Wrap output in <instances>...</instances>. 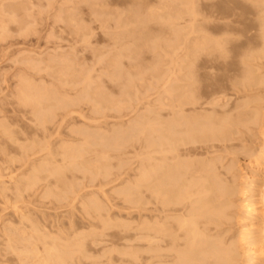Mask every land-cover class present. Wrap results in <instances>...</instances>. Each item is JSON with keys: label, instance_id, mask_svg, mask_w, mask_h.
Listing matches in <instances>:
<instances>
[{"label": "rangeland", "instance_id": "1", "mask_svg": "<svg viewBox=\"0 0 264 264\" xmlns=\"http://www.w3.org/2000/svg\"><path fill=\"white\" fill-rule=\"evenodd\" d=\"M86 1L85 0H0V186H2V187H0V264H36V262L38 264H51V263L52 264H66V263L67 264H71V263L72 264H89V263H91V264H106L107 262H108L107 264H126L125 261H127V264L128 263L129 264H134V263L137 264L139 261H140L139 262L140 264H143V261L145 260V259H143L144 258L143 255L146 256V253L143 250V249H146L143 246L144 241L140 240L138 237L135 236L137 228L140 224V220H142V218H139V216H137V214H138V211L143 207V203H144V202L140 203V200H142V192H144L143 191L144 187H142L143 186L142 185L143 184L142 183L143 176H140V175H142V172H140V171H143V167H144L143 164H146V161L143 160V159H145V157H142V156H145V155H143L145 150L143 152L141 151L144 149V147H143V144H144V135L143 134L144 133L142 132V131H144V129L142 130V126H144V125L141 126L139 124L140 126H137V127L135 125L136 129L133 127L134 128V129L132 128L133 131H131L132 129L130 130L129 128H130L131 124H133L134 120L138 119V116L142 115L143 112L144 113L146 112V114H147L150 111V114H148V116L151 115V113H152V116H150L148 118H151V117L154 118L155 117V119H152V118L150 119V123H151V127H152L151 131H153L154 133L156 132V135H157V131L155 129H158V125L156 122H159L160 119L163 118L162 115L164 113L166 114V113L171 111V107L173 106L172 105L173 103H171V100L172 99L174 100L176 97L175 95H177L179 92L177 90L178 83H183V81L180 80L181 75H183V74L185 75L188 72L187 67L189 65V62L187 63V61H189V58L186 56L187 53L184 52L185 55L183 53V51H184L183 48H185V47H186L185 51L187 52V50H186L187 46L185 44H186V42H188L187 39H189L188 37L190 36L189 32H188V30H189L188 24H190L189 23V20H190L189 17L190 16H189L188 12H186L188 10L186 7L187 3H185V1H187V0H100V1L98 0L99 2L94 1V0H92V1L89 0L90 2L88 0H86ZM220 1L215 0V8L213 7L214 10L217 9V10L221 11L220 8H222L223 10L221 12L223 13L224 11L226 12V10H227L226 8L228 6H230L228 9L230 11H232V13L230 14V17H227L229 20L227 18H225L224 21H226V20L231 21L230 18L232 20L236 21L237 18L238 19L241 18L239 21L237 20L239 22V24H238V22L235 23L237 26L239 25L237 27V28H239V30L242 29V30L246 31L248 29V31H249L250 28L252 30H256L255 27L257 28V24H258V26H260V24L257 22L258 18H260L258 20L260 23H264V22H262V21H264V14H260L261 11H262V13H264V10H261L262 8H264V5H262L260 0H254L255 2H250L252 0H250V1L246 0V3L245 2L243 3V0L241 2H240V0H232V2L230 0H222L223 2H220ZM247 1H249V3H254V4H252V5H254V8H252V5H250ZM258 1H259V3H261L259 6H262L261 9H260V7L257 8V9H260L259 13L256 12L257 6H255V3H257ZM100 2H103L106 4L102 5V3H100ZM88 3L90 5L96 4V6L93 5L94 9H92L90 7V5H87ZM98 3L102 5V6L100 5L101 11L100 12L95 11V13H93L94 10H96L95 8H97V10L100 8ZM221 3H226L227 5L225 4V6H224ZM259 3H257V4H259ZM219 4L222 5L223 7L218 8L217 6ZM188 5H189V3H188ZM73 6H75V7H73ZM249 6H250V9H249ZM102 7L106 8V9L108 8L107 9L108 11H105V9H103ZM69 8H71V9H69ZM74 8L76 10H74ZM131 8H132V11L130 10ZM6 9H8L9 11ZM91 9H92V12H91ZM179 9H180V11H179ZM182 9H184V10H182ZM252 9H254V10H252ZM137 10L139 11V13L137 12ZM181 10H182V12H181ZM229 10H227V11H229ZM129 11L133 14H131ZM178 11H179V14L181 12L180 15L178 14ZM230 11L226 12V13L228 14V13H230ZM255 12H256V14L258 13L257 17L255 15ZM96 13H99V16ZM151 13H153V15H151L152 18H151V16L149 17V14H151ZM235 13H236V15L239 14L238 17L236 15L235 16L237 18L235 16L231 17V15H233ZM252 13H254V14H252ZM13 14H14V16H13ZM72 14H74V15H72ZM176 14H177V17L176 16L174 17V15H176ZM223 14H225V13H223ZM138 15L139 16L141 15L142 17L141 16L139 17ZM155 15H157L158 17ZM217 15H219V14H215V16H217ZM95 16H98V17L96 18ZM163 16L165 17L164 19H162ZM172 16H173V18H172ZM228 16H229V14H228ZM9 17H12V18L9 19ZM66 17H67V19H66ZM72 17H74V18L72 19ZM123 17H126V19L128 20L129 23L134 19L132 21L133 23L128 24L127 20H125V18H123ZM134 17L135 18L139 17V19H138L139 21L137 19H135ZM59 18H61V20ZM63 18L65 19V21ZM117 18H118V20H117ZM120 18H122V19H120ZM148 18H150V19L148 20L149 22L147 23V20L145 21V19H148ZM216 18H218V16ZM102 19H104V20H102ZM119 19H120V21H119ZM71 20H73V21H71ZM136 20H137V22H136ZM123 21L125 22V25H124ZM17 22H19V23H17ZM73 22H74V26L72 24ZM139 22L141 24L143 23V25H141ZM215 22L217 23V20H215ZM134 23H136V24H134ZM67 24H70V25H67ZM235 24H233V25H235ZM76 25H78V27L80 25L82 30L80 29V27L76 28L75 27ZM236 25H235V27H236ZM173 26L176 27L177 29L173 28ZM252 26H255V27H252ZM72 27H74L73 30H72ZM118 27H119V29L120 28L121 29L119 30ZM258 28L260 29V27H258ZM251 29H250V31L253 32ZM76 30H78L77 33H75ZM121 31H123V32H121ZM132 31H134V32L136 31V33L138 32V34L136 35L134 32H133L134 35L131 34ZM172 31H175L176 33H173ZM178 32H180V33L182 32L181 35L177 34ZM109 33H110V35H109ZM118 33H119V36L116 37V35ZM114 34H115V36H114ZM125 34H128V35H125ZM110 36H112V37H110ZM185 37H186V42H185ZM113 39H115V42ZM116 39H117V42H116ZM133 39H135V40L132 41ZM134 42H135V45H134ZM148 43L150 44V46L153 43L151 46L152 47L151 49H150V46H148L149 45ZM146 44H147V46H145ZM127 45L129 46V48ZM131 45L134 46V48ZM126 46H127V49L132 53L131 54L132 57L130 56V54H126L128 52L126 49ZM119 48H120V50H119ZM134 49H137V50H134ZM118 50L120 51V53L118 52ZM132 50L135 51V54H137L138 56H135V54L132 52ZM121 51H123L124 54H122L123 52L121 53ZM136 51L138 53H136ZM139 51H141V52H139ZM125 54L127 56H130V57L129 58L125 57L126 56ZM117 55L120 56L119 57L120 59L117 58L115 60L116 61L120 60V63H119V61H118V63L115 60L112 61L113 56H114V58H116V57H118ZM134 56H135V58H133ZM183 56H185V57H183ZM64 57H66L67 59L69 58V60H67ZM54 58H57V59H54ZM59 58H61L65 64ZM101 58H103V59H101ZM131 58H133V59H131ZM179 58H180V60H179ZM28 59L31 61H29ZM48 59H49V61H48ZM65 59L67 61H65ZM71 59L74 60V62ZM99 59H101L100 62L98 61ZM32 60H33V62H32ZM34 60H36V61H34ZM37 60L38 61L40 60V61L37 62ZM41 60L42 61L46 60V61L42 62ZM50 60H54L55 62L57 60V62L55 63L54 61H50ZM59 60H61V61L59 62ZM70 60L72 61V63L70 62ZM260 60L264 61L262 59H260ZM27 61L31 62L32 65H30L29 62H27ZM48 62L49 63L51 62L52 64H49ZM57 63H60L59 64L60 66L57 65ZM68 63H70V64H68ZM53 64H55V66ZM110 64H112L111 66H114V67L116 65L117 66L115 68L110 67L109 66ZM262 64H264V63H262ZM70 65H71V67H70ZM74 65H75V69H74ZM61 66H63V67H61ZM65 66H68V68ZM72 66H73V68H72ZM183 66L186 67V72L183 69L184 68ZM43 67L45 68L44 70H43ZM55 67L56 68L58 67V69H60V70L58 71V69H56ZM69 67L71 69H69ZM33 68L35 70H32ZM36 68H38L37 72H36ZM116 69L119 71V73H122V74L118 73L117 75H114V76H116V78H113V76H112L113 74L111 72H112V70L114 71ZM181 69H183L184 71ZM262 69H264V68H262ZM39 70H40V72H38ZM74 70H75V72H74ZM117 70L114 72L115 74L117 73ZM54 71H58V72H54ZM259 71H260V73H258ZM181 72H183V73H181ZM258 72H257V74H261V73L264 74V70L260 69V70H258ZM57 73H59V74H57ZM61 73H62V75H61ZM65 73L68 76H70V75L71 76L68 78V76L65 75ZM86 73H88V74H86ZM108 74H110V76H108ZM177 74H180L179 75L180 82H178L177 81L178 79H176ZM63 75H65L64 78H63ZM86 75L90 76L91 79L88 78V76H87V78H85ZM60 76H61V78H60ZM66 76H67V78H66ZM22 77L24 79L20 80V79H22ZM25 79L27 82H25ZM72 79L75 81V85H73L74 83H72V82H74V81H72ZM84 79L88 80V82L86 83ZM69 80H71V82ZM83 80H84L85 84L83 83ZM21 81L23 82L22 84H21ZM89 81H91V82H89ZM220 81L218 79L217 83L219 85L223 86L222 84H224V81L221 82L222 84H220ZM176 82H178L177 85H176ZM27 83H29L30 85ZM33 83H35V84L37 83V85H35ZM71 83H72V85H71ZM17 84L22 85V86H24L23 84H25V86H26V87L24 86L25 90H26L25 93L27 95H30L31 92L34 91V89L32 90V88H35V90L37 89L39 91V94L41 93L42 95H40L39 97H36L38 95H35L34 93H37V91L36 92L34 91V93H32V95H30L32 98L33 97L34 98L32 99L29 96L31 98V100H33V102L31 101V102H29V104L25 103V105L27 104L28 106L27 105L24 106V104L20 105V104H22L21 100H17L16 98L18 95H20L19 90H21V89H18L19 86ZM88 84L90 85V88L87 87ZM127 84H129V86ZM31 85H34V86H31ZM84 85H86V86H84ZM22 86H20V88H22ZM35 86L38 87L39 89L36 88ZM39 86H41V87H39ZM56 86L58 87L59 91H58V89H56L57 88ZM93 86H95L96 88L93 89L94 88ZM42 87L45 90H41V92H40V88H42ZM86 87L89 89H87ZM123 87H125V88H123ZM29 88H31V89H29ZM82 88H84V91H86V89H87L86 93L88 95L90 94V92H91V94L95 92L96 94L94 93L92 95H95L94 97H96V98H94L92 95H89V97L91 96L92 101L90 100V98L88 101L86 98L87 94L85 93V95H84ZM16 89H18V91ZM47 89H48V91H51L50 93H52V94H49V97H47V95L49 93L47 91ZM120 89L122 91L126 89L128 93L126 92V95H125L124 94L125 91H123V93H122V91ZM30 90H32V91H30ZM80 90H81V93H80ZM92 90H94V92ZM54 91L59 93V94L55 93ZM98 91L101 92L102 96L100 95V93H98ZM56 94H57V97H55ZM63 94H64V96H63ZM76 94H77V96L78 95L80 97L82 96L81 98L85 97L84 100L81 99V101H80V99H76L77 98ZM103 94H109V95H103ZM229 94H231V95L228 96V98L229 99L233 98V99H231V101L235 100V102H236L239 100L242 101L243 99L245 100V98H241L242 100L240 98H238L236 100V97L232 96L233 94L231 92ZM256 94H253L254 96H252V97L253 98L256 97L255 98L256 100H258L257 97L260 98L259 100H262L260 93H258V95H260V96H258ZM15 95H17V96H15ZM58 95H59V98L65 99V101L67 98L68 99L71 98L69 100H74V96H75V103L73 101H71L75 105H73L72 103H71L72 104L71 105L70 101H67L68 103L67 102L62 103V100L58 98ZM61 96H63V97H61ZM66 96H68V97L66 98ZM79 96H78V98H80ZM100 96H101V98H100ZM35 97H36V100H35ZM50 97L54 99V102L55 101L56 102L54 103ZM102 97L103 98L107 97V99L104 98L105 99V101H104V99ZM93 98L95 100H97L98 102L97 101L95 102V100ZM18 99H19V97H18ZM160 99L163 102H160L161 101ZM246 99H247V97H246ZM44 100H45V103H43ZM77 100L79 101V103ZM19 101H20V103H19ZM35 101L36 102L39 101L40 103H38V105H37V103H34ZM169 101H170V104L168 103ZM51 102L54 103V105L53 104L51 105ZM159 102L161 104H159ZM32 103L35 106L34 111H32L33 107L31 108V106H33ZM57 103L59 105L60 104L63 105L64 103L66 105L70 104V106L67 107L64 104L66 108L64 106L62 107V105H60L61 107L59 106L60 107L59 108V107H56L58 105ZM148 103H150L151 105L148 106ZM94 104H96L95 105L96 108H95ZM163 105H165V106L163 107ZM36 106L37 107L41 106V108L45 109L46 118L43 116V118H45V120L42 119L45 122L42 121V123H41V120L38 119L39 116H37V114L36 115L34 114V113H37V112H35V110L37 109ZM51 106L54 107V109L51 108ZM99 106L102 108V110L97 109V108L100 109ZM146 106H148V108ZM150 106H151V108H150ZM157 107H159V109ZM160 107H163V108L160 109ZM167 107H169L170 109ZM38 108L40 109V107H38ZM152 108H154L156 110H154ZM165 108L167 109V112H166ZM149 109H151V110H149ZM164 109H165V111H164ZM69 110L70 111L72 110L71 112L75 111V112H77V114H75V112L70 113ZM153 110L156 112L158 111V112L156 113ZM159 110H163V111H160L162 114L159 112ZM66 111H67V113H66ZM68 112L70 114H68ZM98 112H99V114H98ZM64 113H65V116L67 118L64 116ZM33 114L35 117L37 116V118H35L33 116ZM78 114H79V116H78ZM138 114H140V115H138ZM81 115L82 116L84 115V116L81 117ZM156 115H158V117L159 118L161 117V118L160 119L157 118ZM64 117L66 118V120L62 119ZM85 118H87L88 120ZM38 120L40 121V124L39 123L38 124L39 125L43 124V125L39 126L37 124ZM61 120H63V122ZM35 121H37V122H35ZM91 121H93V122H91ZM98 121H100V122L98 123ZM127 122H129V123L131 122V124H129ZM1 124H4V127ZM114 126L116 127V129L114 128ZM57 127H59V128H57ZM75 127H78L79 129L75 128ZM83 128L85 129L86 133L83 130ZM122 128H123V131L121 130ZM124 128H127V129L125 130ZM89 129H91V130H89ZM128 129L130 132L128 131ZM80 130L82 132L83 131L84 132L82 133V132H80ZM117 130L119 131V133H121V131H122V134H124V136L121 134L123 138H121L120 134L118 135V133H116ZM136 130H139V131H136ZM58 131H59V133H58ZM5 132H7V133H5ZM128 132L130 134L129 136L127 135ZM131 132H132V135H131ZM137 132L139 134H137ZM74 133H76V135ZM99 133H100V136H99ZM105 133L108 136L107 138H106ZM154 133H153L152 137L156 136ZM103 134L105 135V137H103L104 136ZM115 134L118 137L114 138L113 136ZM126 136L128 138H126ZM97 137H99V138H97ZM86 138L87 139L89 138V140H90V141L88 140L89 142H92L95 140L94 142H96L98 148H97V146H94V145H91V146L88 145V149L87 148H85V149L80 148L79 151L76 150L77 153L75 151H73V153L68 151L70 146L73 148H76L77 145L79 146L82 144L81 142L84 141V143H85L86 140H84V139H86ZM111 138H112V140H110ZM256 138H254V140H251V138H250V139H248V141L247 140L236 141L235 143H237V144L234 147V148H236L235 149L236 151H234L233 155L234 156L238 155L237 156L238 158L235 156V159H233L234 160L233 161L232 156L229 155L230 158L226 157L227 159H224V161H227V162L223 161V163L226 166H228V167H229V165L231 167L233 166L232 168H234V169L232 170V172H233V174H235V177L233 179L234 182L235 181L237 182V179L239 180L238 182H240V181L241 182L243 181V183L246 182L243 184L244 185L243 187L247 191V193L245 195L246 197L244 196L245 200L247 199L246 200L247 202H245L246 203L245 205H247V210L244 209L243 210L244 212H243L241 209H239V207L237 205H239L238 202L240 200H239V197H237L238 195L236 194L234 196L235 199H232V201L234 202L236 200L235 202L237 204L234 202L236 204L235 205L232 202L231 209L233 211L230 210V214L228 213V215L226 216L225 220L227 223H226V226H223V227L226 230V235H227L226 238L229 237L227 240L228 241L227 243L230 242L229 244L233 247L234 252L236 254V260L238 259V261L241 262V260L244 258L246 262H250V260L252 258V259H254V260L256 259V260L255 261L252 260L250 264H252V263L264 264V254H262V255L260 254V253H264V251H262V249H264V246L261 245V244H264V239L260 238V236H262L261 235L262 234V232H261L262 228H264V224H262V222H261L262 219H264V217H262V216H264V205H262V204H264V203H262V201H264V200L261 199L262 198L261 197L262 196L261 190L264 189V155H262V154H264V150H262V149H264V135L258 136L257 139ZM96 139L98 141H96ZM102 139L104 140L103 143H102ZM107 139H108V141H107ZM128 139H132V140L127 141ZM142 140H143V142H141ZM64 141H66V142H64ZM105 141H107V142H105ZM115 141H117V142L115 143ZM242 141H243L242 144L245 147L241 144ZM100 142H101V146H100L101 148L98 145V143L100 144ZM118 142L120 145H118ZM122 142H123V144H122ZM238 143H239V145H238ZM93 144H95V143H93ZM102 144H104V145L102 146ZM114 145L115 146L118 145V146L115 147ZM27 146H28V149H27ZM67 146H68V149L66 148ZM85 147H87V146H85ZM94 147L97 148L96 149L97 151L100 150L102 153H100V151H98L99 153H97V151L94 150L95 149ZM102 147H104L103 150H106L108 147V149H109V150L107 149L108 152L101 150ZM119 147L122 148V150H119L120 149ZM61 148H64V149L62 150ZM116 148L117 149L119 148L118 149L119 151ZM59 150H61V151H59ZM244 150H246V151H244ZM247 151H248V154H247ZM61 152H64V153L61 154ZM79 152H80V154L78 155ZM105 152L109 153V154H105ZM238 152H240V153H238ZM244 152H246L245 154H247L248 156H251V158H254L256 156L254 159H257V157H258L259 160L258 159L257 160H258V162H260V164H258V166L262 167V169L258 166L256 167L257 169L256 168L252 169L249 177L245 176L242 173V170L240 169V167L237 166L239 163L242 162V164H243L244 161H246V160H242L243 155L246 156L244 154ZM252 153H256V155L254 154V156H252L251 155ZM258 153H260V154H258ZM257 154H258V156H257ZM104 155H107V156L109 155V156L108 157L106 156L107 158H104L105 157ZM79 157H81V158H79ZM99 157H100V159H99ZM140 157H142V158H140ZM50 159L53 162L52 165H51L52 162L50 161ZM73 159H74V161H72V162H74V163H75V159H77V160L80 159L78 161L76 160L77 161L76 165L73 164L78 168L71 165V162L68 161V160L71 161ZM42 160L44 161V164H43ZM82 160H83V162H82ZM85 160H87V161H85ZM99 160L101 163L99 162ZM101 160H103V161H101ZM40 161H42V162H40ZM79 161H81V162H79ZM88 161H90L92 164ZM236 161H237V165H236ZM96 162H97V164H96ZM143 162H145V163H143ZM66 163H68V164H66ZM82 163H85V164H82ZM38 164H40V165H38ZM80 164H82V167L79 166ZM89 164H91V165H89ZM106 164H107V166H106ZM234 165H236V166L234 167ZM45 166H47V167H45ZM84 166H86V168ZM88 166H90L91 168ZM100 166H103L104 168L100 167ZM239 166H241V165L239 164ZM95 167H97V168H95ZM34 168H36V169L38 168L39 170L35 171V173H34ZM57 168H60V170H63V171H60ZM77 169H79V170H77ZM238 169H239V171H235ZM259 169H260V171L255 172V170H259ZM55 170H57V171H55ZM74 170H76L78 172H76ZM105 170H107V172ZM92 171H95V174ZM136 171H138V172H136ZM46 172L47 173L49 172V175L51 174L50 175L51 177H48L49 175ZM57 172H59V173H57ZM61 172H62V174H61ZM255 173H256V175H255ZM29 174H31V177ZM35 174H36V176H35ZM91 174L93 176H91ZM96 174H97V176H96ZM237 175L238 176L240 175L239 178H237L238 177ZM26 176L27 177L29 176V177L27 178ZM242 177H244L243 180H242ZM69 178H70V180L71 179L72 180L70 181ZM30 179H31V181H30ZM35 179L37 180V182ZM57 180H58V182H57ZM134 180L138 181L139 184L137 182L132 183ZM261 180H262V182H261ZM72 181H73V183H72ZM125 181L128 183L125 184ZM21 182L22 183L24 182L23 186H22ZM70 182H71V186L69 184ZM129 182L131 184H134L133 186H135V185L139 186V189H138V187H135V188H137V190H135V188ZM234 182L231 183L232 185L229 183V185H231V186L234 185V189L236 190L237 186H235L236 182L235 183ZM248 183L251 185H249ZM65 184H67V185H65ZM252 184H254V185H252ZM125 185L126 186L128 185L127 187L130 186L129 188L132 187L130 190L131 193L130 192H129L130 194L128 193L129 198L126 197L125 194L123 195V193H120L121 192L120 190H122L121 188H123V189L127 188ZM254 186H256V187H254ZM5 187H7V188H5ZM101 187H102V190H101ZM64 188H66V189H64ZM117 189H119V190H117ZM65 190L68 194L65 192ZM68 190H71L73 192H71V191L68 192ZM98 190H100L99 193H98ZM138 190L140 191V193ZM55 191H57L58 193ZM132 191L136 192V193H133ZM47 192L50 193V195ZM53 192L55 195L53 194ZM262 193H264V191H262ZM46 194L48 196L45 197ZM71 194H74V195L72 196ZM59 195H61V196L59 197ZM101 195H103V196H101ZM137 195H139V196H137ZM96 198L100 203L97 200H95ZM104 198H105V200H104ZM122 198L124 199V201ZM125 198H128V199L126 200ZM138 198H140V199H138ZM252 198H254L255 200H252ZM91 199L95 200L94 201L95 203H91L93 201ZM129 199H132V203H131V200H129ZM256 199L259 203H256L257 202ZM125 200H126V202H125ZM251 200H252V202H251ZM104 201H106V202H104ZM254 201H256V202H254ZM87 202H88V204H87ZM135 203L138 204V206H139L138 208L135 207V206H137V204H135ZM254 203H256V205H254ZM93 204L94 205L96 204V205L93 206ZM140 204H141V206H140ZM98 205H101V207H99ZM249 205L251 206V208H254V210H256V211L252 210ZM131 206H132V208H135V209H132ZM82 207H84V209L86 207L87 209L84 210ZM95 207H98V210H100V211H98ZM128 208H131L132 210H130ZM106 209H107V211H106ZM234 209H235V211H234ZM248 209L250 212L254 211V213H251L252 216H254V217H252L250 214H248V213H250L248 211ZM135 210L137 212H135ZM241 211L244 214H242ZM245 211H247L248 213H246ZM97 212H98V214H97ZM126 212L127 213L129 212V214H127ZM134 212H135V214H134ZM239 212H241V213H239ZM130 213L133 216L132 215L130 216ZM237 213L239 215L241 214L240 218H238L239 215H237ZM242 215H244L245 217H248V218H245ZM248 215H250V216H248ZM20 217L23 220L22 219L20 220ZM130 217L131 218L134 217V218L131 219ZM261 217H262V219H261ZM25 218L28 221H26ZM98 219L100 220V224H97V223H99ZM102 219L104 220V222L107 225L108 224L109 225L108 226L105 225V223L103 222ZM115 219H117L118 221L117 220L115 221ZM131 220H133L134 222ZM237 220H238V222H237ZM111 221H112V223H111ZM89 222H92V223H89ZM119 222L123 223V225L121 223L119 224ZM128 223H130V224H128ZM231 223H233V224H231ZM88 224L91 226H89ZM115 224H117L119 226V228H118V226H115ZM134 224H135V227H133ZM250 224L252 226L250 229H248L250 227ZM31 225L33 227H31L29 229L28 227H30ZM34 225H37V226H34ZM92 225H94V226H92ZM99 225H101V226H99ZM128 225H129V227L126 228ZM9 226H11V227H9ZM79 226H81V227H79ZM97 226H98V229H96ZM102 226L104 228H102ZM114 227L116 228V230ZM121 227H122V231H121ZM225 227H227V228L229 227L228 228L229 230H227V228H225ZM22 228H24V229H22ZM99 228H100V230H102L101 232H99L100 231ZM124 229H126V230H124ZM131 229H132V231H131ZM232 229H233V231H232ZM242 229H243L244 233L247 231L245 234H248V235H246V237L244 236L246 238V239L244 238V240H246V241L247 240L250 241V239L252 240V237L256 238V236H257L258 241L256 240L257 242H256L255 246L251 245L249 243V241H247V242L245 241L246 243H244L243 239L241 242H239L240 246L238 245V240L236 237L238 234L237 231L242 230ZM95 230H96V232H95ZM103 230H105V231H103ZM113 230H115V231H113ZM127 230L128 231L130 230L132 233H130V231L125 233V231H127ZM37 231L39 232V234H36V233H38ZM116 231H119V232H116ZM26 232H29V233H26ZM92 232L95 234L94 236H93ZM115 232H116V234H115ZM122 232H124L127 236H128V234H130L129 236H132L131 234H133V236H132L133 239L131 237L130 238L131 240H129V239L123 240L122 237H124L126 235ZM228 232H230V233H228ZM236 232H237V234H235ZM254 232H255V234H254ZM34 233H35V235H34ZM80 233L82 234V238L80 237L81 236ZM122 234H124V236ZM249 234L251 236H249ZM33 235L36 236V239H35V237H32ZM121 235H122V237H121ZM24 236L25 237L27 236V237L25 238ZM45 237H46V239H45ZM83 237H85V238H83ZM40 238L41 239L43 238V239L41 240ZM61 238H63V239H61ZM105 238H107V239H105ZM134 238L136 240H134ZM18 239H20V240H18ZM28 239H29V241H28ZM75 239H77L76 240L77 242H75ZM112 239H113V241H112ZM67 240L68 241L72 240L74 242L71 243L72 242L71 241L70 242L71 244H69V242H67ZM132 240H133V242H132ZM31 241H33V242H31ZM259 241L261 242V244ZM99 242H101V243H99ZM130 242L132 243L131 245H129ZM135 242H137L139 244L137 245V243H135ZM231 242H232V244H231ZM27 243H29V244H27ZM84 243H87V244H85L83 246ZM109 243H111V244H109ZM126 243H128L127 245H129L130 248L126 245H123ZM140 243L142 244V246L140 245ZM240 243H244V244H240ZM9 244H11V245L9 246ZM16 244H18L19 246ZM42 244H43V246H42ZM55 244H57V245H55ZM72 244H74V245L71 247ZM14 245L18 246L19 249L17 247H15ZM89 245H90V248H89ZM133 245H135V247ZM250 245L254 246L255 248L250 247ZM24 246L27 248L24 249L25 248ZM64 246L67 248H65ZM69 247H70V249H68ZM79 247H80V249H79ZM9 248H11V249H9ZM48 248L49 249L53 248V250H48ZM60 248L62 249L61 251H60ZM113 248H114V250H113ZM31 249H32V251H31ZM54 249L57 250V252H55ZM65 249H66V252H65ZM77 249H78V251H77ZM104 249L106 251H104ZM132 249H133V251H132ZM137 249L139 250V252H137ZM252 249H254L255 251H252ZM37 250H39V252H37ZM80 250L81 251L83 250L84 253L81 252ZM110 250H112V252ZM140 250H142L143 252ZM241 250H243V251L246 250L247 252H243ZM79 251H80V253H78ZM23 252H24L25 256H23ZM47 252H48V254L50 252L51 253L55 252L56 254L58 253V255H61V253L63 252L62 255L66 258H64L61 255V257L64 259L61 263H59L57 261L48 260V259L46 260V253ZM76 252L79 255H77ZM132 252L135 253L136 255L133 254L134 255L133 256ZM249 252H250V254H249ZM29 253L30 254L32 253V256L29 255ZM81 253L85 259L81 256ZM107 253H108V255H107ZM121 253H123V254H121ZM124 253H126V255H124ZM143 253H145V254H143ZM246 253H248V254H246ZM83 254H85V255H83ZM101 254H103V255H101ZM104 254H105V256H104ZM113 254H115V255H113ZM130 254H131V256H130ZM140 254H142L141 255V260L143 259L142 261L139 260ZM256 254H258V255L256 256ZM21 255H22V257H20ZM35 255H37V257ZM86 255H88V256H86ZM120 255H121V257H120ZM237 255H239V257ZM242 255H244V256H242ZM245 255H246V257H245ZM252 255H255L256 258L252 257ZM33 256H35V257H33ZM39 256H40V258H39ZM68 256H70V258ZM72 256H73V258H72ZM77 256L81 257L82 260ZM102 256L105 259L102 258ZM240 256H242V257H240ZM247 256L248 257L250 256L248 260H247V258H248ZM108 257H110V258H108ZM126 257L128 260L125 259ZM137 257H139V259ZM101 258L104 260H102ZM65 259H66V261H65ZM112 259H114V260H112ZM116 259H118V260L116 261ZM120 259H121V261H120ZM133 259H135L137 261V263ZM42 260H43V262H42ZM95 260H96V262H95ZM110 260H111V262H110ZM152 260L154 261V259H152ZM238 261H237V263L239 264ZM97 262H99V263H97ZM144 264H146L145 261H144Z\"/></svg>", "mask_w": 264, "mask_h": 264}, {"label": "bare ground", "instance_id": "2", "mask_svg": "<svg viewBox=\"0 0 264 264\" xmlns=\"http://www.w3.org/2000/svg\"><path fill=\"white\" fill-rule=\"evenodd\" d=\"M86 1V0H85ZM89 1V0H88ZM92 1V0H91ZM94 1H98V0H94ZM100 1V0H99ZM98 1V2H99ZM188 1V2H187ZM185 1L186 4V7H187V10L186 12H188L189 14V23L188 24V32H189V39H187L188 42H186V37H185V42H186V46H187V52L185 51V48H183V53H187V57L189 58V61H187V63L189 62V65H188V72L187 74H183L181 75V79L179 78V75L180 74H177L176 76V79H178L177 81L180 82L183 81V83H178L176 82V85L178 83V87H177V90L179 91L177 95H175V99L171 100V103H173L171 106V111L168 112V113H164L162 116L163 118H159L158 115L157 118L160 119L159 122H156L157 125H158V129H155L157 131V135H156V132L154 133L153 131H151V123H150V119H155V117H151V118H148L150 116H152V113L151 115L148 116V114H150V111L149 113L146 114V112L142 113V115L138 116V119L134 120L133 124H131V122H127L129 124H131L130 126V130L134 127L135 128V125L136 127L137 126H142V130L144 129V131H142L143 135H144V144H143V147L144 149L141 150L142 152L145 150L144 154L145 156H142V157H145V160L146 161V164H143V171H140L142 172V175L140 176H143V181H142V187H144V192H142V200H140V203L141 202H144L143 203V207L138 211V214L137 216H139V218H142V220H140V224L137 228V231L135 233V236L138 237L140 240L144 241V247L146 249H143L144 252L146 253V256H144L143 259H145V263L146 264H238L237 261L238 259L236 260V254L234 252V249L233 247L227 243L228 241V238H226V230L224 229L223 226H226V216L228 215V213L230 214V210L231 209V206H232V199H235L234 196L237 194L239 197V205H237L239 207V209H241L242 211L245 209L247 210V205H245L247 202L244 198V196L246 195L247 191L246 189L243 187L244 182L243 181L241 182H238L239 180L237 178H239V176L236 178L237 179V182H236V185L237 186V189L235 190L234 189V185L231 186L234 182V177H235V174H233L232 170L234 168H232L230 165L229 167L226 166L223 161L224 159H227V158H230L229 155L232 156V160L235 159V156L237 157L238 155H233L234 151H236L234 148L236 146L237 143H235L236 141H241V140H247L251 138V140H254V138H258V136H261V135H264V74H257L258 70H264L262 68H264V61H261L260 59L264 60V23H260L258 20L260 18H258L257 22L260 24V26H258L257 24V28L255 26H252V27H255L256 30H251L253 32L248 31V29L245 31V30H239V28H237L238 26L235 24L236 22H238L240 19H238V15L233 14L231 15V17L235 16L234 18L236 19L235 20H232L230 18L231 21H224L225 18L227 17H230V14L232 13V11H230L228 8L230 6H228L226 9L230 11L229 16L226 12H229L226 10V12L224 11L223 14L221 11L223 10L222 8L220 7H223L222 5L225 6L226 3H221L222 5H216L218 8L221 9V11L219 10H214L215 8V0H187ZM220 1V0H219ZM232 2V0H230ZM242 0H240L241 2ZM250 1V0H249ZM249 1H247L249 3ZM78 2V1H77ZM84 2V1H83ZM87 2V1H86ZM90 2V1H89ZM220 2H223L222 0ZM229 2V1H228ZM227 2V3H228ZM239 2V1H238ZM246 3V0L244 1L243 0V3ZM250 2H255L254 0L250 1ZM260 2L262 3V5H264V0H260ZM76 3V2H75ZM94 3V2H93ZM97 3V2H96ZM103 4H106V3H103V2H100ZM184 3V2H183ZM189 3V5H188ZM259 3V1L257 2ZM255 3V6L256 7V12L259 13V10L262 8V6H259L261 3L257 4ZM78 4V3H77ZM99 4V3H98ZM229 4V3H228ZM250 5L254 4V3H249ZM14 5V4H13ZM76 5V4H75ZM86 5V4H85ZM87 5H90L89 3ZM96 6V4H93ZM93 5L91 4L90 7L92 9H94ZM101 4H99L100 6ZM101 5V6H102ZM188 5V6H187ZM227 5V4H226ZM246 5V4H245ZM16 6V5H15ZM78 6V5H77ZM98 6V7H99ZM101 6L100 8L97 10V8H95L96 10H94L93 13H95V11L97 12H100L101 11ZM75 7V6H73ZM108 7V6H107ZM214 7V8H213ZM260 9H257L259 8ZM12 8V7H11ZM62 8V7H61ZM103 8V7H102ZM252 8H254V5H252ZM13 9V8H12ZM16 9V8H15ZM67 9V8H66ZM71 9V8H69ZM68 9V10H69ZM73 9V8H72ZM92 9H91V12H92ZM105 9V11H108L106 8H103ZM249 9H250V6H249ZM8 10V9H6ZM14 10V9H13ZM74 10H76L74 8ZM132 11V8L130 9ZM135 10V9H134ZM184 10V9H182ZM181 10V12H182ZM254 10V9H252ZM261 10H264V8H262ZM9 11V10H8ZM72 11V10H71ZM180 11V9H179ZM179 11H178V14H179ZM67 12V11H66ZM130 12V11H129ZM137 12L139 13V11L137 10ZM180 12V14H181ZM234 12V11H233ZM250 12V11H249ZM255 12V15L257 17V14ZM105 13V12H104ZM131 13V12H130ZM185 13V12H184ZM183 13V14H184ZM75 14V13H74ZM72 14V15H74ZM98 16H99V13H96ZM101 14V13H100ZM133 14V13H131ZM130 14V15H131ZM179 14V15H180ZM186 14V13H185ZM215 14H219L217 15L218 18H216L217 16H215ZM227 14V15H226ZM254 14V13H252ZM260 14H264L261 13ZM57 15V14H56ZM71 15V16H72ZM76 15V14H75ZM78 15V14H77ZM102 15V14H101ZM128 15V14H127ZM153 15V13L149 14V17ZM14 16V14H13ZM65 16V15H64ZM98 16H95L96 18ZM125 16V15H124ZM139 16V15H138ZM141 16V15H140ZM139 16V17H140ZM157 16V15H155ZM177 17V14L174 15V17ZM259 16V15H258ZM261 16V15H260ZM60 17V16H59ZM75 17V16H74ZM72 17V19L74 18ZM117 17V16H116ZM115 17V18H116ZM138 18H135V19H139ZM142 17V16H141ZM158 17V16H157ZM201 17V18H200ZM12 17H9V19H11ZM22 18V17H21ZM57 18V17H56ZM62 18V17H61ZM61 18H59L61 20ZM65 18V17H64ZM63 18V19H64ZM70 18V17H69ZM102 18V17H101ZM100 18V19H101ZM126 19V17H123ZM132 18V17H131ZM145 18V17H144ZM152 18V16H151ZM165 17L163 16L162 19H164ZM168 18V17H167ZM173 18V16H172ZM14 19V18H13ZM12 19V20H13ZM67 19V17H66ZM77 19V18H76ZM122 19V18H120ZM119 19V21H120ZM129 19V18H128ZM133 19V18H132ZM142 19V18H141ZM150 18L148 19H145V21L147 20V23L149 22ZM169 19V18H168ZM228 19V18H227ZM11 20V21H12ZM22 20V19H21ZM20 20V21H21ZM58 20V19H57ZM104 20V19H102ZM118 20V18H117ZM134 20V19H133ZM132 20V21H133ZM136 20V22H137ZM152 20V19H151ZM150 20V21H151ZM166 20V19H165ZM215 20H217V23L215 22ZM220 20V21H219ZM229 20V19H228ZM238 20V21H237ZM262 20V19H261ZM260 20V21H261ZM65 21V19H64ZM73 21V20H71ZM131 21V20H130ZM128 22V24H132L133 22ZM139 21V20H138ZM219 21V22H218ZM242 21V20H241ZM70 22V21H69ZM77 22V21H76ZM105 22V21H104ZM124 22V21H123ZM144 22V21H143ZM172 22V21H171ZM264 22V21H262ZM19 23V22H17ZM118 23V22H117ZM140 23V22H139ZM138 23V24H139ZM146 23V22H145ZM73 26H74V22L72 23ZM71 24V25H72ZM120 24V23H119ZM136 24V23H134ZM133 24V25H134ZM141 24V23H140ZM174 24V23H173ZM235 24V25H233ZM239 24V22H238ZM67 25H70V24H67ZM124 25H125V22H124ZM123 25V26H124ZM132 25V26H133ZM143 25V23L141 24ZM255 25V24H254ZM121 26V25H120ZM119 26V27H120ZM127 26V25H126ZM190 26V27H189ZM76 28H79L78 25L75 26ZM117 27V26H116ZM118 27V29H119ZM135 27V26H134ZM139 27V26H138ZM260 27V29L258 28ZM136 28V27H135ZM140 28V27H139ZM173 28L177 29L176 27L173 26ZM172 28V29H173ZM74 29V27H72V30ZM81 29V27H80ZM121 29V28H120ZM119 29V30H120ZM127 29V28H126ZM179 29V28H178ZM82 30V29H81ZM174 30V29H173ZM180 30V29H179ZM75 31V30H74ZM130 31V30H129ZM181 31V30H180ZM78 30H76L75 33H77ZM80 32V31H79ZM123 32V31H121ZM134 31L131 32V34H133ZM173 33H176L175 31H172ZM136 35L138 34V32L136 33V31L134 32ZM182 33V32H181ZM180 32H178L177 34L181 35ZM116 34V33H115ZM114 34V36H115ZM121 34V33H120ZM129 34V33H128ZM128 34H125V35H128ZM172 34V33H171ZM110 35V33H109ZM124 35V36H125ZM134 35V34H133ZM135 35V36H136ZM178 35V36H179ZM113 36V37H114ZM119 36V33L116 35V37ZM130 36V35H129ZM112 37V36H110ZM123 37V36H122ZM180 37V36H179ZM115 38V37H114ZM119 38V37H118ZM117 38V39H118ZM138 38V37H137ZM117 39H116V42H117ZM114 42H115V39H113ZM120 40V39H119ZM135 39H133L132 41H134ZM148 42V41H147ZM181 42V41H180ZM179 42V43H180ZM184 42V43H185ZM188 43V44H187ZM149 44V43H148ZM153 44V43H152ZM151 44V46H152ZM134 45H135V42H134ZM184 45V46H185ZM128 46V45H127ZM127 46H126V49H127ZM132 46V45H131ZM130 46V47H131ZM147 46V44L145 45ZM150 46V44L148 45ZM150 46V49L152 48ZM134 48V46H132ZM131 47V48H132ZM136 47V46H135ZM129 48V46H128ZM139 49V48H138ZM120 50V48H119ZM118 50V52L120 53V51ZM122 50V49H121ZM131 50V49H130ZM134 50H137V49H134ZM140 50V49H139ZM153 50V49H152ZM124 51V50H123ZM121 51V53L123 52ZM127 53L126 54H130L131 56V52L127 49ZM117 52V51H116ZM126 52V51H125ZM132 52L135 54V51L132 50ZM141 52V51H139ZM136 53H138L136 51ZM184 53V55H185ZM124 54V52L122 53ZM121 54V55H122ZM125 54V55H126ZM140 54V53H139ZM111 55V54H110ZM50 56V55H49ZM108 56V55H107ZM115 56V55H114ZM112 58V61L115 60V59H120L118 57L116 58ZM123 56V55H122ZM130 56H125V57H130ZM135 56H138L137 54H135ZM135 56L133 58H135ZM55 57V56H54ZM68 57V56H67ZM99 57V56H98ZM101 57V56H100ZM109 57V56H108ZM132 57V56H131ZM185 57V56H183ZM182 57V58H183ZM44 58V57H43ZM46 58V57H45ZM63 58V57H62ZM66 58V57H64ZM131 58V59H133ZM54 59H57V58H54ZM61 59V58H59ZM67 59V58H66ZM67 60H69V58ZM98 59V58H97ZM96 59V60H97ZM103 59V58H101ZM99 59L98 61L100 62ZM29 60V59H28ZM47 60V59H46ZM46 60L42 61V62H45ZM62 60V59H61ZM59 60V62L61 61ZM72 60V59H71ZM70 62L72 63V61L74 62V60H72ZM180 60V58H179ZM182 60V59H181ZM188 60V59H187ZM261 62H260V61ZM31 61V60H29ZM27 61V62H29ZM36 61V60H34ZM40 61V60H39ZM37 60V62H39ZM49 61V59H48ZM50 61H54V60H50ZM116 61V60H115ZM119 63H120V60H118ZM118 61H116L118 63ZM25 62V61H24ZM26 62V63H27ZM33 62V60H32ZM55 62V61H54ZM57 62V60H56ZM55 62V63H56ZM63 62V60H62ZM76 62V61H75ZM98 62V63H99ZM36 63V62H35ZM49 63V62H48ZM47 63V64H48ZM64 63V62H63ZM62 63V64H63ZM30 65H32L31 62H29ZM49 64H52L51 62ZM60 63H57V65H59ZM65 64V63H64ZM70 64V63H68ZM114 64V63H113ZM55 66V64H53ZM67 65V64H66ZM112 64H110L109 66L110 67H114V66H111ZM115 65V64H114ZM60 66V65H59ZM58 66V67H59ZM117 66V65H116ZM115 66V67H116ZM58 67L56 69H58ZM63 67V66H61ZM68 68V66H65ZM71 67V65H70ZM69 67V69H71ZM114 67V68H115ZM182 67V66H181ZM185 72H186V67L183 66ZM60 68V67H59ZM66 68V69H67ZM73 68V66H72ZM119 68V67H118ZM180 68V67H179ZM45 68L43 67V70ZM74 69H75V65H74ZM181 69V70H183ZM32 70H35L34 68ZM38 68H36V72H37ZM41 70V69H40ZM40 70L38 72H40ZM47 70V69H46ZM60 69H58L59 71ZM63 70V69H62ZM68 70V69H67ZM66 70V71H67ZM117 70V69H116ZM116 70H112V76L113 78H116V76L114 75H117L119 73V71L117 70V73L115 74L114 72ZM123 70V69H122ZM183 70V71H184ZM48 71V70H47ZM50 71V70H49ZM53 71V70H52ZM58 71H54V72H58ZM72 71V70H71ZM121 71V70H120ZM180 71V70H179ZM73 72V71H72ZM71 72V73H72ZM75 72V70H74ZM184 72V73H185ZM53 73V72H52ZM125 73V72H124ZM183 73V72H181ZM260 73V71L258 72ZM59 74V73H57ZM64 74V73H63ZM73 74V73H72ZM79 74V73H78ZM88 74V73H86ZM119 74H122V73H119ZM55 75V74H54ZM62 75V73H61ZM65 75H67L65 73ZM63 75V78L64 76ZM68 76V75H67ZM66 76V78H67ZM71 76V75H70ZM68 76V78L70 77ZM88 75L85 76V78H87ZM108 76H110V74H108ZM120 76V75H119ZM183 76V77H182ZM55 77V76H54ZM26 78V77H25ZM61 78V76H60ZM62 78V79H63ZM88 78H90V76H88ZM24 78L22 77V79L20 80H23ZM27 79V78H26ZM25 79V82H27ZM30 79V78H29ZM28 79V80H29ZM91 79V78H90ZM111 79V78H110ZM180 79V80H179ZM220 81V84H222L221 82L224 81V84H222L223 86L219 85L217 83V81ZM85 80V79H84ZM84 80H83V83H84ZM113 80V79H112ZM118 80V79H117ZM62 81V80H61ZM67 81V80H66ZM71 82V80H69ZM72 81H74L72 79ZM78 81V80H77ZM24 82V83H25ZM31 82V81H30ZM29 82V83H30ZM68 82V81H67ZM85 82L87 83L88 80H85ZM91 82V81H89ZM23 82L21 81V84ZM27 83V84H29ZM69 83V82H68ZM74 83L73 85H75V81L72 82ZM71 83V85H72ZM26 84V85H27ZM32 84V83H31ZM35 84V83H33ZM85 84V83H84ZM92 84V83H91ZM130 84V83H129ZM129 84H127L129 86ZM18 86V89H21L19 90L20 91V95H15L17 96V100H21L22 104L20 105H23L26 106L27 104H29V102H33V100H31V96L32 93H34V91L37 93H34L35 95H38L36 97H39L40 95H42L41 93L39 94V91L35 88H32V90L34 89V91L31 92L30 95H27L25 93V84H23L24 86L22 85H19L17 84ZM30 85V84H29ZM37 85V83L35 84ZM126 85V86H127ZM20 86H22V88H20ZM28 86V85H27ZM31 86H34V85H31ZM86 86V85H84ZM92 86V85H91ZM175 86V85H174ZM36 87V86H35ZM41 87V86H39ZM44 87V86H43ZM40 88V92L41 90H45L44 88ZM53 87V86H52ZM57 87V86H56ZM87 87L90 88V85L88 84ZM86 87V88H87ZM95 89L96 87L93 86ZM28 88V87H27ZM26 88V89H27ZM29 88V89H31ZM38 88V87H36ZM50 88V87H49ZM85 88V89H86ZM87 88V89H89ZM122 88V87H121ZM125 88V87H123ZM174 88V87H173ZM18 89H16L18 91ZM39 89V88H38ZM52 89V88H51ZM55 89V88H54ZM53 89V90H54ZM58 89V87L56 88ZM86 89V91H87ZM92 89V88H91ZM50 90V89H49ZM121 90V89H120ZM173 90V89H172ZM29 91V92H30ZM48 91V89H47ZM46 91V92H47ZM59 91V89H58ZM82 91L85 95L86 91H84V88H82ZM94 92V90H92ZM122 91V90H121ZM125 91V95H126V92L127 90H123ZM122 91V93H123ZM44 92V91H43ZM48 95L47 97H49V94H52L50 93L51 91H48ZM55 92V91H54ZM90 92V91H89ZM231 92L233 95L232 96H235L236 97V100L238 98H245V100L241 99L242 101H236L233 100L231 101V99L233 98H228V96H230L231 94L229 93ZM57 93V92H55ZM61 93V92H60ZM80 93H81V90H80ZM79 93V94H80ZM95 93V92H94ZM92 93V94H94ZM98 93H100V95L102 96L101 92L98 91ZM97 93V94H98ZM128 93V92H127ZM257 93V94H256ZM258 93H260L261 97H262V100H259L260 98L257 97L258 100H256L255 98H253L252 96H254L253 94H256L258 95ZM47 94V93H46ZM59 94V93H57ZM57 94L55 97H57ZM87 94V93H86ZM91 92L89 95H92ZM96 94V93H95ZM62 95V94H61ZM81 95V94H80ZM83 95V94H82ZM89 95L87 94L86 98L87 100L89 101V98L90 100L92 101V98L91 96L89 97ZM103 95H109V94H103ZM255 95V96H256ZM258 95V96H260ZM31 98H30V97ZM51 96V95H50ZM64 96V94H63ZM61 96V97H63ZM77 96V94H76ZM79 96V95H78ZM77 98L76 99H81L84 100V98ZM93 97L95 95H92ZM100 96V98H101ZM128 96V95H127ZM170 96V95H169ZM231 96V97H232ZM19 97V99H18ZM36 97H35V100H36ZM52 97V96H51ZM50 97V98H51ZM68 96H66L67 98ZM99 97V96H98ZM167 97V96H166ZM247 97V99H246ZM34 98V97H33ZM32 98V99H33ZM43 98V97H42ZM58 98H59V95H58ZM57 98V99H58ZM73 98V97H72ZM96 98V97H94ZM93 98V99H94ZM103 98V97H102ZM105 99H107V97H104ZM103 98V99H104ZM162 98V97H161ZM48 99V98H47ZM52 101L54 102V99L51 98ZM56 99V100H57ZM62 100V103L63 102H67V101H70V104L72 103L71 101H73L75 103V96H74V100H69L71 98H67L66 101L65 99H62V98H59ZM58 99V100H59ZM98 99V98H97ZM102 99V100H103ZM104 99V101H105ZM164 99V98H163ZM41 100V99H40ZM50 100V99H49ZM57 100V101H58ZM95 100V99H94ZM101 100V101H102ZM109 100V99H108ZM159 100V99H158ZM161 100V99H160ZM170 100V99H169ZM78 101V100H77ZM76 101V102H77ZM97 100H95L96 102ZM167 101V100H166ZM231 101V102H230ZM56 102V101H55ZM54 102V103H55ZM61 102V101H60ZM98 102V101H97ZM149 102V101H148ZM160 102H163L162 100ZM159 102V104H161ZM20 103V101H19ZM25 103H27L25 105ZM34 103H40L39 101L38 102H34ZM42 103V102H41ZM43 103H45V100L43 101ZM42 103V104H43ZM54 103L51 102V105ZM59 103V102H58ZM57 103V104H58ZM64 103V104H65ZM68 103V102H67ZM74 103H72L73 105H75ZM79 103V101H78ZM165 103V102H164ZM170 104V101L168 102ZM50 104V103H49ZM62 105V107L65 105ZM70 104L66 105L67 107L70 106ZM71 104V105H72ZM97 104V103H96ZM94 104V106L96 105ZM163 104V103H162ZM33 106H31V109L32 111H34V104L32 103ZM59 104L56 106V107H59L60 106ZM98 105V104H97ZM151 105L150 103H148V106ZM166 105V104H165ZM163 105V107L165 106ZM28 106V105H27ZM43 106V105H42ZM45 106V105H44ZM148 106H146L148 108ZM154 106V105H153ZM152 106V107H153ZM162 106V105H161ZM37 107V106H36ZM40 107V109L38 108ZM37 109L35 110V112L37 113H34L35 115L37 114L38 119L41 120V123L42 121L45 120L46 116H45V109L44 108H41V106H38ZM61 107V106H60ZM59 107V108H60ZM98 107V106H97ZM100 107V106H99ZM163 107H160L163 108ZM51 108L54 109V107L51 106ZM66 108V107H65ZM96 108V106H95ZM151 108V106H150ZM159 109V107H157ZM98 110H102V108L100 107L97 108ZM154 109V108H152ZM166 109V108H165ZM164 109V111H165ZM96 110V109H95ZM94 110V111H95ZM151 110V109H149ZM156 110V109H154ZM153 110V111H154ZM70 111V110H69ZM72 111V110H71ZM70 113H74L75 111L71 112ZM136 111V110H135ZM160 111H163V110H159ZM156 112V111H154ZM153 112V113H154ZM158 112V111H157ZM156 112V113H157ZM166 112H167V109H166ZM67 113V111H66ZM68 112V114H70ZM81 113V112H80ZM79 113V114H80ZM140 113V112H139ZM161 113V112H160ZM33 114V116H34ZM75 114H77V112H75ZM78 114V116H79ZM82 114V113H81ZM99 114V112H98ZM159 114V113H158ZM162 114V113H161ZM154 115V114H153ZM37 116L35 118H37ZM43 116L45 118H43ZM64 116H65V113H64ZM84 116V115H83ZM81 115V117H83ZM135 116V115H134ZM63 117V116H62ZM66 117V116H65ZM62 118V119H65L66 118ZM70 117V116H69ZM137 117V116H136ZM44 119V120H42ZM87 119V118H85ZM37 120V119H36ZM48 120V119H47ZM88 120V119H87ZM90 120V119H89ZM92 120V119H91ZM63 122V120H61ZM97 121V120H96ZM37 122V121H35ZM45 122V121H44ZM47 122V121H46ZM61 122V123H62ZM93 122V121H91ZM95 122V121H94ZM100 121H98L99 123ZM40 124V121L38 120L37 124ZM121 123V122H120ZM123 123V122H122ZM38 124V125H39ZM97 124V123H96ZM126 124V123H125ZM140 124V125H139ZM153 124V123H152ZM155 124V123H154ZM3 125L4 127V124H1ZM43 125V124H41ZM39 125V126H41ZM89 126V125H88ZM87 126V127H88ZM120 126V125H119ZM122 126V125H121ZM125 126V125H124ZM123 126V127H124ZM128 126V125H127ZM154 126V125H153ZM2 127V128H3ZM43 127V126H42ZM60 127V126H59ZM57 127V128H59ZM91 127V126H90ZM144 127V128H143ZM155 127V126H154ZM75 128H78V127H75ZM74 128V129H75ZM95 128V127H94ZM114 128L116 129V127L114 126ZM133 128V129H134ZM79 129V128H78ZM125 130L127 128H124ZM128 129V131H129ZM133 129L131 131H133ZM136 129V128H135ZM6 130V129H5ZM76 130V129H75ZM83 130L85 131V129L83 128ZM91 130V129H89ZM123 131V128L121 129ZM57 131V130H56ZM83 131V132H84ZM115 131V130H114ZM122 131L121 133H119V131L117 130L116 133H118V135L120 134L121 138L122 135L124 136V134H122ZM136 131H139V130H136ZM4 132V131H3ZM80 132H82L80 130ZM82 132V133H83ZM89 132V131H88ZM98 132V131H97ZM108 132V131H107ZM130 132V131H129ZM128 132V136L130 135ZM156 135L154 137H152L153 133ZM7 133V132H5ZM59 133V131H58ZM86 133V131H85ZM76 135V133H74ZM93 134V133H92ZM110 134V133H109ZM113 134V133H112ZM122 134V135H121ZM137 134H139L137 132ZM8 135V134H7ZM10 135V134H9ZM57 135V134H56ZM104 135V134H103ZM106 135V133H105ZM105 135L103 137H105ZM131 135H132V132H131ZM258 135V136H257ZM99 136H100V133H99ZM113 136V135H112ZM119 136V137H120ZM88 137V136H87ZM102 137V136H101ZM108 136L106 135V138ZM114 138L118 137L116 136V134L113 136ZM135 137V136H134ZM84 138V137H83ZM90 138V137H89ZM89 138L87 139H84L86 140L85 143L84 141L81 142L80 144L81 145H77L76 148H73L70 146V148L68 149V146L66 147L68 149V151L72 152L75 151L77 153L76 150H80V148H87L88 149V145H94V146H97L96 142L92 141V142H89ZM99 138V137H97ZM105 138V139H106ZM113 138V139H114ZM126 138H128L126 136ZM256 138V139H257ZM78 139V138H77ZM92 139V138H91ZM101 139V138H100ZM255 139V140H256ZM89 140V141H88ZM112 140V138L110 139ZM109 140V141H110ZM115 140V139H114ZM129 140H132V139H128L127 141ZM259 140V139H258ZM76 141V140H75ZM96 141H98L96 139ZM100 141V140H99ZM103 139H102V143H103ZM108 141V139H107ZM105 141V142H107ZM120 141V140H119ZM124 141V140H123ZM126 141V142H127ZM243 141L241 142V144L243 143ZM257 141V140H256ZM66 142V141H64ZM63 142V143H64ZM114 142V141H113ZM117 141H115L116 143ZM143 142V140L141 141ZM246 142V141H245ZM244 142V143H245ZM84 143V144H83ZM109 143V142H108ZM260 143V142H259ZM67 144V143H66ZM65 144V145H66ZM74 144V143H73ZM72 144V145H73ZM79 144V143H78ZM112 144V143H111ZM123 144V142H122ZM125 144V143H124ZM246 144V143H245ZM255 144V143H254ZM68 145V144H67ZM99 147L101 146V142L100 144L98 143ZM104 144H102L103 146ZM118 145L119 142H118ZM116 145V146H118ZM141 145V144H140ZM239 145V143H238ZM243 145V144H242ZM247 145V144H246ZM257 145V144H256ZM87 146V147H85ZM89 146V147H90ZM115 146V145H114ZM115 146V147H116ZM244 146V145H243ZM61 147V146H60ZM105 147V146H104ZM101 150H103V148ZM141 147V146H140ZM245 147V146H244ZM65 148V147H64ZM64 148H61L62 150ZM96 150L98 148L94 147ZM101 148V147H100ZM106 148V147H105ZM120 148V147H119ZM118 148V149H119ZM27 149H28V146H27ZM108 149V147H107ZM103 150V151H107L108 150ZM114 149V148H113ZM117 149V148H116ZM117 149V150H118ZM238 149V148H237ZM240 149V148H239ZM72 150V151H71ZM119 150H122V148H120ZM118 150V151H119ZM241 150V149H240ZM239 150V151H240ZM260 150V149H259ZM264 150V149H262ZM55 151V150H54ZM61 151V150H59ZM82 151V150H81ZM86 151V150H85ZM97 151V150H96ZM100 151V150H98ZM97 151V153H99ZM246 151V150H244ZM258 151V150H257ZM83 152V151H82ZM112 152V151H111ZM115 152V151H114ZM117 152V151H116ZM242 152V151H241ZM64 153V152H61V154ZM71 153V154H72ZM75 153V154H76ZM86 153V152H85ZM96 153V154H97ZM100 153H102L100 151ZM240 153V152H238ZM246 152H244L245 154ZM251 153V152H250ZM249 153V154H250ZM262 153V152H261ZM66 154V153H65ZM69 154V153H68ZM80 154V152L78 153V155ZM84 154V153H83ZM95 154V155H96ZM105 154H109V153H106ZM142 154V153H141ZM236 154V153H235ZM247 154H248V151H247ZM247 154H245L246 156L243 155V158L242 160H246L244 161V163L242 164L239 163L241 166H239V164L237 165V161H236V165L238 167H240V169L242 170V173L249 177L250 176V172L252 169H255L258 164H260V162H258V157L257 159H254V158H251V156H248ZM254 154L256 155V153H252L251 155L254 156ZM260 154V153H258ZM257 154V156H258ZM99 155V154H98ZM264 155V154H262ZM73 156V155H72ZM105 157L104 158H107L108 156L107 155H104ZM107 156V157H106ZM102 157V156H101ZM140 157V158H142ZM227 157V158H226ZM234 157V158H233ZM242 157V156H241ZM261 157V156H260ZM72 158V157H71ZM81 158V157H79ZM95 158V157H94ZM238 158V157H237ZM245 158V159H244ZM70 159V158H69ZM100 159V157H99ZM102 159V158H101ZM250 159V160H249ZM45 160V159H44ZM75 159V163L72 162L74 161L73 160H68L69 162H71V165L73 164H77V161L80 160L78 159ZM229 160V159H228ZM241 160V161H242ZM43 161V160H42ZM40 161V162H42ZM50 161L52 162V160L50 159ZM67 161V162H68ZM87 161V160H85ZM84 161V162H85ZM103 161V160H101ZM231 161V160H230ZM234 161V160H233ZM46 162V161H45ZM50 162V163H51ZM62 162V161H61ZM60 162V163H61ZM68 162V163H69ZM81 162V161H79ZM83 162V160H82ZM90 162V161H88ZM100 162V160H99ZM224 162H227V161H224ZM48 163V162H47ZM66 163V164H68ZM91 163V162H90ZM101 163V162H100ZM145 163V162H143ZM230 163V162H229ZM43 164H44V161H43ZM53 164V162L51 163V165ZM64 164V163H63ZM62 164V165H63ZM82 164H85V163H82ZM82 164H80L79 166L82 167ZM92 164V163H91ZM89 164V165H91ZM97 164V162H96ZM103 164V163H102ZM40 165V164H38ZM48 165V164H47ZM65 165V164H64ZM70 165V166H71ZM75 165H73L74 167H76ZM139 165V164H138ZM234 165V167L236 166ZM49 166V165H48ZM55 166V165H54ZM53 166V167H54ZM60 166V165H59ZM104 166V165H103ZM103 166H100V167H103ZM107 166V164H106ZM44 167V166H43ZM47 167V166H45ZM56 167V166H55ZM63 167V166H62ZM68 167V166H67ZM86 168V166H84ZM90 167V166H88ZM99 167V168H100ZM105 167V166H104ZM103 167V168H104ZM260 167V166H258ZM33 168V167H32ZM50 168V167H49ZM48 168V169H49ZM78 168V167H76ZM80 168V167H79ZM91 168V167H90ZM97 168V167H95ZM141 168V167H140ZM262 169V167H260ZM34 168V173L35 171H38L39 169L37 168ZM47 169V168H46ZM60 170V168H57ZM83 169V168H82ZM109 169V168H108ZM142 169V168H141ZM237 169V168H236ZM257 169V168H256ZM41 170V169H40ZM51 170V169H50ZM49 170V171H50ZM79 170V169H77ZM84 170V169H83ZM89 170V169H88ZM95 170V169H94ZM99 170V169H98ZM53 171V170H52ZM57 171V170H55ZM60 171H63V170H60ZM76 171V170H74ZM103 171V170H102ZM107 172V170H105ZM235 171H239L238 170H235ZM234 171V172H235ZM256 171H260L259 170H255ZM31 172V171H30ZM78 172V171H76ZM82 172V171H81ZM89 172V171H88ZM94 172L95 174V171H92ZM138 172V171H136ZM241 172V171H240ZM262 172V171H261ZM38 173V172H37ZM36 173V174H37ZM47 173V172H46ZM55 173V172H54ZM53 173V174H54ZM59 173V172H57ZM258 173V172H257ZM35 174V176H36ZM39 174V173H38ZM49 175V172L47 173ZM62 174V172H61ZM64 174V173H63ZM93 174V173H92ZM91 174V176H93ZM99 174V173H98ZM141 174V173H140ZM238 174V173H237ZM240 174V173H239ZM30 177H31V174H29ZM43 175V174H42ZM51 175V174H50ZM48 176V177H51V176ZM89 175V174H88ZM243 175V176H244ZM256 175V173H255ZM34 176V175H33ZM34 176V177H35ZM61 176V175H60ZM86 176V175H85ZM95 176V175H94ZM97 176V174H96ZM242 176V175H241ZM244 176V177H245ZM252 176V175H251ZM27 177V176H26ZM29 177V176H28ZM27 177V178H28ZM55 177V176H54ZM137 177V176H136ZM135 177V178H136ZM242 177V180L243 178ZM36 178V177H35ZM88 178V177H87ZM95 178V177H94ZM133 178V177H132ZM142 178V177H141ZM89 179V178H88ZM140 179V178H139ZM235 179V180H236ZM246 179V178H245ZM34 180V179H33ZM36 180V179H35ZM41 180V179H40ZM70 180V178H69ZM72 180V179H71ZM70 180V181H71ZM121 180V179H120ZM241 180V179H240ZM24 181V180H23ZM31 181V179H30ZM55 181V180H54ZM60 181V180H59ZM64 181V180H63ZM67 181V180H66ZM65 181V182H66ZM245 181V180H244ZM37 182V180H36ZM58 182V180H57ZM56 182V183H57ZM76 182V181H75ZM138 181H133L132 183H135ZM234 182V183H235ZM251 182V181H250ZM262 182V180H261ZM27 183V182H26ZM29 183V182H28ZM55 183V184H56ZM67 183V182H66ZM73 183V181H72ZM122 183V182H121ZM128 183L125 181V184ZM130 183V182H129ZM136 183V184H137ZM229 183L231 185H229ZM252 183V182H251ZM19 184V183H18ZM17 184V185H18ZM22 186L24 184V182L22 183ZM20 184V185H21ZM70 186H71V182L69 183ZM76 184V183H75ZM131 184V183H130ZM139 184V183H138ZM141 184V183H140ZM249 184V183H248ZM258 184V183H257ZM256 184V185H257ZM30 185V184H29ZM58 185V184H57ZM67 185V184H65ZM77 185V184H76ZM129 185V184H128ZM127 185V186H128ZM132 186L134 184H131ZM251 185V184H249ZM254 185V184H252ZM259 185V184H258ZM6 186V185H5ZM16 186V185H15ZM19 186V185H18ZM33 186V185H32ZM61 186V185H60ZM64 186V185H63ZM126 186V185H125ZM126 186V187H127ZM248 186V185H247ZM2 187V186H0ZM29 187V186H28ZM66 187V186H65ZM122 187V186H121ZM130 187V186H129ZM121 188L122 190H120L121 192L120 193H123V195L125 194L126 197L129 198L128 196V193L130 192L131 188ZM134 188L135 187H138L139 189V186H133ZM141 187V188H142ZM256 187V186H254ZM260 187V186H259ZM7 188V187H5ZM23 188V187H22ZM30 188V187H29ZM17 189V188H16ZM50 189V188H49ZM66 189V188H64ZM68 189V188H67ZM71 189V188H70ZM99 189V188H98ZM143 189V188H142ZM259 189V188H258ZM52 190V189H51ZM50 190V191H51ZM75 190V189H74ZM101 190H102V187H101ZM119 190V189H117ZM135 190H137V188H135ZM248 190V189H247ZM18 191V190H17ZM71 190H68V192H70ZM100 190H98V193H99ZM139 191V190H138ZM262 191H264V189L261 190V194H262V200H264V193H262ZM57 192V191H55ZM66 192V190H65ZM73 192V191H71ZM133 192V191H132ZM260 192V191H259ZM48 193V192H47ZM58 193V192H57ZM62 193V192H61ZM67 193V192H66ZM131 193V192H130ZM129 193V194H130ZM133 193H136V192H133ZM132 193V194H133ZM140 193V191H139ZM256 193V192H255ZM50 195V193H48ZM54 194V192H53ZM65 194V193H64ZM68 194V193H67ZM102 194V193H101ZM114 194V193H113ZM119 194V193H118ZM250 194V193H249ZM260 194V193H259ZM55 195V194H54ZM70 195V194H69ZM72 196L74 194H71ZM100 195V194H99ZM104 195V194H103ZM101 195V196H103ZM106 195V194H105ZM122 195V194H121ZM140 195V194H139ZM137 195V196H139ZM252 195V194H251ZM48 196L47 194L45 195V197ZM52 196V195H51ZM61 195H59L60 197ZM96 196V195H95ZM131 196V195H130ZM141 196V195H140ZM250 196V195H249ZM54 197V196H53ZM66 197V196H65ZM90 197V196H89ZM105 197V196H104ZM120 197V196H119ZM136 197V196H135ZM246 197V196H245ZM252 197V196H251ZM255 197V196H254ZM102 198V197H101ZM100 198V199H101ZM128 198H125L126 200ZM256 198V197H255ZM258 198V197H257ZM84 199V198H83ZM123 199V198H122ZM134 199V198H133ZM137 199V198H136ZM140 199V198H138ZM237 199V198H236ZM63 200V199H62ZM75 200V199H74ZM93 200V199H91ZM97 200V198L95 199ZM93 200L91 203H95ZM103 200V199H102ZM105 200V198H104ZM108 200V199H107ZM125 200V202H126ZM131 200V203H132V199H129ZM128 200V201H129ZM249 200V199H248ZM252 200H255L254 198H252ZM251 200V202H252ZM259 200V199H258ZM98 201V200H97ZM124 201V199H123ZM127 201V202H128ZM136 201V200H135ZM236 201V200H235ZM234 201V202H235ZM257 201V199H256ZM254 201V202H256ZM261 201V200H260ZM99 202V201H98ZM106 202V201H104ZM233 202V203H234ZM250 202V201H249ZM90 203V202H89ZM100 203V202H99ZM236 203V202H235ZM234 203V204H235ZM256 203H259L258 201ZM256 203H254V205H256ZM262 203H264V201H262ZM88 204V202H87ZM97 204V203H96ZM95 204V205H96ZM137 204V203H135ZM237 204V203H236ZM235 204V205H236ZM251 204V203H250ZM91 205V204H90ZM93 204V206H95ZM109 205V204H108ZM133 205V204H132ZM264 205V204H262ZM84 206V205H83ZM88 206V205H87ZM92 206V207H93ZM99 207H101V205H98ZM110 206V205H109ZM128 206V205H127ZM130 206V205H129ZM141 206V204H140ZM250 206V205H249ZM106 207V206H105ZM135 207H139L138 204L137 206ZM84 209V207H82ZM97 210H98V207H95ZM107 208V207H106ZM132 208V206H131ZM128 208L130 210L132 209H135V208ZM136 208V209H137ZM251 208V206H250ZM85 209H87L85 207ZM84 209V210H85ZM93 209V208H92ZM252 210H254V208H251ZM250 209V210H251ZM256 209V208H255ZM94 210V209H93ZM126 210V209H125ZM251 210V211H252ZM87 211V210H86ZM90 211V210H89ZM95 211V210H94ZM100 211V210H98ZM107 211V209H106ZM233 211V210H232ZM235 211V209H234ZM241 211V212H242ZM249 211V209H248ZM256 211V210H254ZM254 211L248 213L247 211H245L246 213L250 214L252 216L251 213H254ZM133 212V211H132ZM135 212H137L135 210ZM134 212V214H135ZM237 212V211H236ZM235 212V213H236ZM239 212V213H241ZM244 212V211H243ZM242 212V214H244ZM85 213V212H84ZM91 213V212H90ZM102 213V212H101ZM127 213V212H126ZM234 213V214H235ZM245 213V214H246ZM256 213V212H255ZM92 214V213H91ZM96 214V213H95ZM98 214V212H97ZM103 214V213H102ZM106 214V213H105ZM108 214V213H107ZM129 214V212L127 213ZM93 215V214H92ZM109 215V214H108ZM132 214L130 213V216ZM237 215H239L237 213ZM241 215V214H240ZM240 215L238 216V218H240ZM248 215V216H250ZM89 216V215H88ZM129 216V215H128ZM133 216V215H132ZM136 216V217H137ZM232 216V215H231ZM234 216V215H233ZM243 217H245L244 215H242ZM241 216V217H242ZM259 216V215H258ZM107 217V216H106ZM254 217V216H252ZM260 217V216H259ZM264 217V216H262ZM261 217V219H262ZM99 218V217H98ZM103 218V217H102ZM131 218V217H130ZM134 218V217H132ZM131 218V219H132ZM138 218V219H139ZM228 218V217H227ZM233 218V217H232ZM245 218H248V217H245ZM22 218L20 217V220ZM26 219V218H25ZM104 219V218H103ZM102 219V220H103ZM109 219V218H108ZM229 219V218H228ZM244 219V218H243ZM255 219V218H254ZM23 220V219H22ZM99 220V219H98ZM105 220V219H104ZM103 220V222H104ZM117 219H115L116 221ZM130 220V219H129ZM230 220V219H229ZM257 220V219H256ZM26 221H28L26 219ZM114 221V220H113ZM118 221V220H117ZM121 221V220H120ZM133 221V220H131ZM228 221V220H227ZM233 221V220H232ZM236 221V220H235ZM234 221V222H235ZM99 223L97 224H100V220L98 221ZM109 222V221H108ZM122 222V221H121ZM119 222V224L121 223ZM125 222V221H124ZM127 222V221H126ZM134 222V221H133ZM132 222V223H133ZM238 222V220H237ZM262 224H264V219H262ZM35 223V222H34ZM89 223H92V222H89ZM94 223V222H93ZM105 223V222H104ZM112 223V221H111ZM251 223V222H250ZM33 224V223H32ZM95 224V223H94ZM114 224V223H113ZM123 225V223H121ZM130 224V223H128ZM233 224V223H231ZM237 224V223H236ZM261 224V223H260ZM89 225V224H88ZM96 225V224H95ZM103 225V224H102ZM105 225H107L105 223ZM109 225V224H108ZM107 225V226H108ZM121 225V226H122ZM138 225V224H137ZM238 225V224H237ZM34 226H37V225H34ZM91 226V225H89ZM94 226V225H92ZM101 226V225H99ZM113 226V225H112ZM115 226H118L117 224H115ZM125 226V225H124ZM230 226V225H229ZM251 224H250V227L248 229L251 228ZM255 226V225H254ZM11 227V226H9ZM33 227L32 225L30 227H28L29 229ZM81 227V226H79ZM106 227V226H105ZM123 227V226H122ZM122 227H121V231H122ZM129 225L126 227L128 228ZM135 227V224L134 226ZM231 227V226H230ZM243 227V226H242ZM84 228V227H83ZM91 228V227H90ZM93 228V227H92ZM102 228H104L102 226ZM101 228V229H102ZM109 228V227H108ZM115 228V227H114ZM119 228V226H118ZM132 228V227H131ZM227 228V227H225ZM229 228V227H228ZM227 228V230H229ZM235 228V227H234ZM257 228V227H256ZM8 229V228H7ZM6 229V230H7ZM14 229V228H13ZM16 229V228H15ZM24 229V228H22ZM28 229V230H29ZM88 229V228H87ZM96 229H98V226L96 227ZM107 229V228H106ZM255 229V228H254ZM260 229V228H259ZM5 230V231H6ZM11 230V229H10ZM9 230V231H10ZM82 230V229H81ZM100 230V228H99ZM116 230V228H115ZM113 230V231H115ZM126 230V229H124ZM134 230V229H133ZM245 230V229H244ZM252 230V229H251ZM8 231V232H9ZM22 231V230H21ZM77 231V230H76ZM102 230H100L99 232H101ZM105 231V230H103ZM108 231V230H107ZM130 231V230H129ZM128 230L125 231V233L129 232ZM132 231V229H131ZM130 231V233H132ZM233 231V229H232ZM237 231V230H236ZM23 232V231H22ZM38 232V231H37ZM84 232V231H83ZM87 232V231H86ZM89 232V231H88ZM96 232V230H95ZM116 232H119V231H116ZM115 232V234H116ZM134 232V231H133ZM238 232V234H237ZM235 234H237V240H238V245H239V242L242 241V239L244 240V238L246 237V235L248 234H245L243 232V229L242 230H239L237 231ZM251 232V231H250ZM258 232V231H257ZM262 236H260L261 239H264V228H262ZM14 233V232H13ZM26 233H29V232H26ZM41 233V232H40ZM44 233V232H43ZM93 233V232H92ZM124 233V232H122ZM124 233V234H125ZM230 233V232H228ZM33 234V233H32ZM36 234H39L36 233ZM48 234V233H47ZM79 234V233H78ZM81 234V233H80ZM87 234V233H86ZM107 234V233H106ZM118 234V233H117ZM124 234H122L124 236ZM251 234V233H250ZM249 234V236H251ZM255 234V232H254ZM23 235V234H22ZM30 235V234H29ZM35 235V233H34ZM32 236V237H35L36 239V236ZM41 235V234H40ZM39 235V236H40ZM95 234L93 233V236ZM119 235V234H118ZM121 235V237H122ZM126 235V234H125ZM130 234H128V236H124L122 237L123 240L124 239H129L131 240L130 238L133 236V234H131L132 236H129ZM45 236V235H44ZM92 236V237H93ZM100 236V235H99ZM107 236V235H106ZM114 236V235H113ZM120 236V235H119ZM118 236V237H119ZM230 236V235H229ZM245 236V237H244ZM248 236V237H249ZM25 237V236H24ZM27 237V236H26ZM25 237V238H26ZM30 237V236H29ZM82 238V234L80 236ZM115 237V236H114ZM117 237V238H118ZM233 237V236H232ZM243 237V238H242ZM44 238V237H43ZM42 238V239H43ZM64 238V237H63ZM61 238V239H63ZM74 238V237H73ZM77 238V237H76ZM79 238V237H78ZM85 238V237H83ZM104 238V237H103ZM120 238V237H119ZM121 238V239H122ZM6 239V238H5ZM16 239V238H15ZM21 239V238H20ZM18 239V240H20ZM34 239V238H33ZM41 239V238H40ZM41 239V240H42ZM46 239V237H45ZM80 239V238H79ZM101 239V238H100ZM107 239V238H105ZM133 239V237H132ZM234 239V238H233ZM246 239V238H245ZM250 239V238H249ZM257 236L256 238L252 237V240L250 239L247 240L249 241V243L251 245H256V242L258 241L257 240ZM260 239V240H261ZM14 240V239H13ZM17 240V241H18ZM32 240V239H31ZM77 239H75V242ZM81 240V239H80ZM134 240H136L134 238ZM138 240V239H137ZM257 240V241H256ZM29 241V239H28ZM68 241L69 244L73 243L74 241ZM98 241V240H97ZM109 241V240H108ZM113 241V239H112ZM122 241V240H121ZM234 241V240H233ZM246 240H244L243 242H245ZM262 241V240H261ZM16 242V241H15ZM19 242V241H18ZM33 242V241H31ZM36 242V241H35ZM66 242V241H65ZM71 242V243H70ZM84 242V241H83ZM91 242V241H90ZM129 242V241H128ZM133 242V240H132ZM141 242V241H140ZM260 242V241H259ZM82 243V242H81ZM93 243V242H92ZM98 243V242H97ZM101 243V242H99ZM106 243V242H105ZM104 243V244H105ZM137 243V242H135ZM142 243V242H141ZM140 243V245L142 246V244ZM244 243H240V244H244ZM21 244V243H20ZM29 244V243H27ZM31 244V243H30ZM49 244V243H48ZM63 244V243H62ZM87 244V243H84L83 246ZM89 244V243H88ZM108 244V243H107ZM111 244V243H109ZM128 243L126 244H123V245H126L129 247V245H131L132 243L130 242L129 245H127ZM139 243H137L138 245ZM232 244V242H231ZM261 244V242H260ZM7 245V244H6ZM11 244H9L10 246ZM18 245V244H16ZM38 245V244H37ZM36 245V246H37ZM57 245V244H55ZM61 245V244H60ZM64 245V244H63ZM74 244L71 245V247L73 246ZM82 245V244H81ZM91 245V244H90ZM90 245H89V248H90ZM252 248H255L254 246H251ZM262 246H264V244H261ZM15 246V245H14ZM19 246V245H18ZM18 246H15L19 249ZM33 246V245H32ZM43 246V244H42ZM76 246V245H75ZM92 246V245H91ZM115 246V245H114ZM125 246V247H126ZM135 247V245H133ZM234 246V245H233ZM240 246V245H239ZM5 247V246H4ZM25 247V246H24ZM60 247V246H59ZM65 247V246H64ZM94 247V246H93ZM133 247V248H134ZM137 247V246H136ZM235 247V246H234ZM238 247V246H237ZM245 247V246H244ZM261 247V246H260ZM13 248V247H12ZM27 247H25L24 249H26ZM37 248V247H36ZM67 248V247H65ZM83 248V247H82ZM81 248V249H82ZM104 248V247H103ZM108 248V247H107ZM119 248V247H118ZM130 248V247H129ZM132 248V247H131ZM142 248V247H141ZM262 248V247H261ZM11 249V248H9ZM15 249V248H14ZM70 249V247L68 248ZM80 249V247H79ZM93 249V248H92ZM101 249V248H100ZM260 249V248H259ZM34 250V249H33ZM41 250V249H40ZM48 250H53V248H48ZM55 250V249H54ZM62 249L60 248V251ZM76 250V249H75ZM84 250V249H83ZM83 250L81 252H83ZM89 250V249H88ZM114 250V248H113ZM116 250V249H115ZM118 250V249H117ZM124 250V249H123ZM146 250V251H145ZM236 250V249H235ZM247 250V249H246ZM246 250H241L243 252H247ZM17 251V250H16ZM20 251V250H19ZM30 251V250H29ZM32 251V249H31ZM59 251V250H58ZM64 251V250H63ZM78 251V249H77ZM80 251L78 253H80ZM94 251V250H93ZM104 251H106L104 249ZM112 252V250H110ZM133 251V249H132ZM135 251V250H134ZM142 251V250H140ZM249 251V250H248ZM252 251H255L254 249H252ZM260 251V250H259ZM262 251H264V249H262ZM37 252H39V250H37ZM55 252H57V250H55ZM49 253L48 252L46 253V260H52V261H57L59 263H61L64 259L61 257V255H58V253ZM65 252H66V249H65ZM68 252V251H67ZM119 252V251H118ZM131 252V251H130ZM137 252H139V250L137 249ZM143 252V251H142ZM237 252V251H236ZM242 252V253H243ZM251 252V251H250ZM249 252V254H250ZM33 253V252H32ZM32 253L29 255L32 256ZM60 253V252H59ZM73 253V252H72ZM84 253V252H83ZM127 253V252H126ZM126 253H124V255H126ZM129 253V252H128ZM143 253V254H145ZM255 253V252H254ZM260 253V252H259ZM258 253V254H259ZM42 254V253H41ZM68 254V253H67ZM77 254V252H76ZM96 254V253H95ZM112 254V253H111ZM123 254V253H121ZM135 254L132 252V255ZM239 254V253H238ZM245 254V253H244ZM248 254V253H246ZM256 254V256L258 255ZM261 255L264 254V253H260ZM39 255V254H38ZM79 255V254H77ZM85 255V254H83ZM98 255V254H97ZM103 255V254H101ZM108 255V253H107ZM115 255V254H113ZM136 255V254H135ZM139 255V254H138ZM141 255L140 254V259L139 257H137L139 260H141ZM23 256L24 255V252H23ZM37 257V255H35ZM33 256V257H35ZM45 256V255H44ZM63 256V255H62ZM71 256V255H70ZM70 256H68L70 258ZM81 256H82V253H81ZM88 256V255H86ZM94 256V255H93ZM105 256V254H104ZM131 256V254H130ZM129 256V257H130ZM134 256V255H133ZM239 257V255H237ZM244 256V255H242ZM240 256V257H242ZM251 256V255H250ZM249 256V257H250ZM22 257V255L20 256ZM32 257V258H33ZM64 257V256H63ZM79 257V256H77ZM83 257V256H82ZM121 257V255H120ZM124 257V256H123ZM122 257V258H123ZM246 257V255H245ZM248 257V256H247ZM249 257L247 258V260L249 259ZM252 257H255V255H252ZM19 258V257H18ZM24 258V257H23ZM40 258V256H39ZM38 258V259H39ZM42 258V257H41ZM66 258V257H64ZM73 258V256H72ZM81 259V257H79ZM84 258V257H83ZM102 258H104L102 256ZM101 258V259H102ZM110 258V257H108ZM115 258V257H114ZM135 258V257H134ZM256 258V257H255ZM259 258V257H258ZM79 259V260H80ZM85 259V258H84ZM95 259V258H94ZM99 259V258H98ZM105 259V258H104ZM102 259V260H104ZM127 259V257L125 258ZM136 259V258H135ZM135 259H133L134 261H136ZM142 259V260H143ZM154 259V261L152 260ZM241 259V258H240ZM260 259V258H259ZM258 259V260H259ZM69 260V259H68ZM82 260V259H81ZM91 260V259H90ZM97 260V259H96ZM95 260V262H96ZM114 260V259H112ZM118 259H116L117 261ZM128 260V259H127ZM141 260V261H142ZM254 260L251 258L250 262H246L245 259L243 258L241 260V262H239V264H250L251 261ZM256 260V259H255ZM254 260V261H255ZM35 261V260H34ZM40 261V260H39ZM66 261V259H65ZM85 261V260H84ZM87 261V260H86ZM89 261V260H88ZM92 261V260H91ZM90 261V262H91ZM107 261V260H106ZM121 261V259H120ZM144 261H143V264H144ZM41 262V261H40ZM39 262V263H40ZM43 262V260H42ZM70 262V261H69ZM78 262V261H77ZM111 262V260H110ZM126 264H127V261H125ZM129 262V261H128ZM133 262V261H132ZM140 262V261H139ZM138 262V263H139ZM258 262V261H257ZM260 262V261H259ZM262 262V261H261ZM84 263V262H83ZM87 263V262H86ZM89 263V262H88ZM93 263V262H92ZM99 263V262H97ZM108 263V262H107ZM106 263V264H107ZM115 263V262H114ZM117 263V262H116ZM137 263V261H136ZM137 263V264H138ZM36 264H38L36 262ZM52 264V263H51ZM67 264V263H66ZM72 264V263H71ZM91 264V263H89ZM129 264V263H128ZM135 264V263H134ZM140 264V263H139ZM254 264V263H252Z\"/></svg>", "mask_w": 264, "mask_h": 264}]
</instances>
